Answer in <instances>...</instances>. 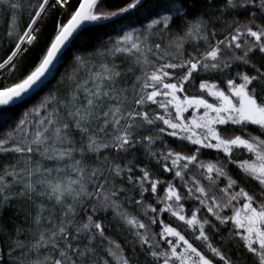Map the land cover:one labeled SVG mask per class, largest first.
<instances>
[{
	"label": "snow or ice",
	"instance_id": "1",
	"mask_svg": "<svg viewBox=\"0 0 264 264\" xmlns=\"http://www.w3.org/2000/svg\"><path fill=\"white\" fill-rule=\"evenodd\" d=\"M0 264H264V0H0Z\"/></svg>",
	"mask_w": 264,
	"mask_h": 264
}]
</instances>
